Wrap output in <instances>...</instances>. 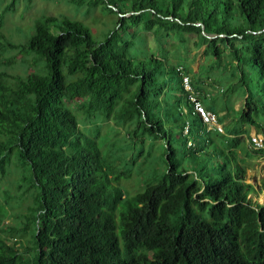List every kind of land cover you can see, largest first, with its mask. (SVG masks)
I'll return each instance as SVG.
<instances>
[{
  "label": "trees",
  "instance_id": "1",
  "mask_svg": "<svg viewBox=\"0 0 264 264\" xmlns=\"http://www.w3.org/2000/svg\"><path fill=\"white\" fill-rule=\"evenodd\" d=\"M70 1L117 22L98 41L81 21L39 18L23 48L42 65L12 87L0 81V177L14 162L35 190L23 229L32 245L0 238V264H264V203L252 197L264 181L248 182L240 159L264 158V147H248V130L235 126L264 131V0ZM139 25L181 40L194 33L218 65L231 57L227 93L242 97L234 124L203 101L224 132L209 129L184 76L198 99L206 94L186 67L137 56ZM74 107L134 123L141 147L161 140L164 167L129 195Z\"/></svg>",
  "mask_w": 264,
  "mask_h": 264
},
{
  "label": "rangeland",
  "instance_id": "2",
  "mask_svg": "<svg viewBox=\"0 0 264 264\" xmlns=\"http://www.w3.org/2000/svg\"><path fill=\"white\" fill-rule=\"evenodd\" d=\"M12 1L0 0V33L4 35L0 44V81L11 87L17 78H26L42 65L35 62L34 53L26 52L23 48L39 18L54 15L81 21L91 29L92 36L98 41L103 40L117 22L115 15L100 7H77L70 0H17L11 7ZM133 30L137 35L134 51L137 56L165 57L169 65L186 67L190 76L198 79L206 94V99L202 93L199 94L202 104L203 101L212 103L214 100L219 108H227L226 111L230 113L228 122L234 124L238 118L236 113L242 106V97L227 93L234 80L226 66L232 61L231 57H225L219 65L216 64L211 55L204 53L205 46L197 45L199 41L194 33L185 34L184 40H181L175 34H168L164 30L159 32L155 28L147 30L141 25L134 26ZM74 112L82 130L98 139L103 153L110 156L118 168L120 185L129 195L143 190L144 179L155 167H164L160 160L162 141L147 138L141 147L138 140L131 139L130 131L134 123L124 124L113 117L107 120L88 118L78 107H74ZM235 126L248 130V147H255L251 144L253 135L259 133L264 137V131L242 124L240 118ZM240 159L247 168V181L261 184L264 181V158L245 151L240 153ZM21 176L13 162L8 166L6 175L0 177V238L9 244L21 242L31 246V231L25 232L23 229L27 222L25 215L33 205L35 190ZM252 197L254 201L264 203V192L255 193Z\"/></svg>",
  "mask_w": 264,
  "mask_h": 264
},
{
  "label": "built area",
  "instance_id": "3",
  "mask_svg": "<svg viewBox=\"0 0 264 264\" xmlns=\"http://www.w3.org/2000/svg\"><path fill=\"white\" fill-rule=\"evenodd\" d=\"M183 83L185 88L190 91L189 96L195 111L201 115L203 121L208 125L209 129H216L221 133L224 132L222 125L218 122V117L214 113L206 110L198 97L193 94L188 76H184ZM185 133H188V128H186ZM251 140L256 148L264 147V137L260 134L253 135Z\"/></svg>",
  "mask_w": 264,
  "mask_h": 264
}]
</instances>
